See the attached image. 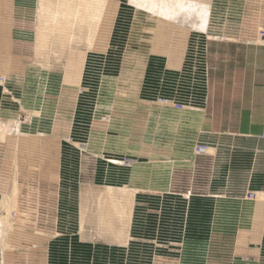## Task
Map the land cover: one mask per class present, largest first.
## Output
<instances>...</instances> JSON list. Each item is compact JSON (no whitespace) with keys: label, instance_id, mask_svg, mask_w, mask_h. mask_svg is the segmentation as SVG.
I'll use <instances>...</instances> for the list:
<instances>
[{"label":"rangeland","instance_id":"374dc122","mask_svg":"<svg viewBox=\"0 0 264 264\" xmlns=\"http://www.w3.org/2000/svg\"><path fill=\"white\" fill-rule=\"evenodd\" d=\"M34 1L0 0V264H264V152L232 171V146L216 156L195 122L211 43L264 60V0H178L159 19L107 0L94 49L42 58ZM249 70L241 93L264 99V68ZM17 165L28 201L9 211L19 235L2 249ZM124 186L136 191L122 244L94 220L106 188Z\"/></svg>","mask_w":264,"mask_h":264},{"label":"bare ground","instance_id":"6f19581e","mask_svg":"<svg viewBox=\"0 0 264 264\" xmlns=\"http://www.w3.org/2000/svg\"><path fill=\"white\" fill-rule=\"evenodd\" d=\"M130 1L137 10L143 12L144 10H149L150 17L153 19L161 13H168L170 5L177 7L186 5L185 2L180 3L178 0ZM106 3L107 0H35L33 18L36 22L35 56L39 58L48 57L43 53L45 50H48V54L53 51L57 57L59 56L57 53H61L65 49L67 52V49L72 47L80 46V48L84 47L86 50L94 49L95 40L99 38L100 33L104 29L103 17ZM159 18L157 17L156 19ZM60 58L65 59L64 57ZM24 136L26 135H22V137ZM26 141L21 140L22 143ZM208 149L210 150L211 148L208 147ZM16 169L12 191L8 195H4L3 199V210L7 213L1 218L2 230L6 229V237L5 242L2 244V249L10 248L13 238L19 235V230L16 229L19 225L15 224L14 218L12 220L9 219V211L11 209L14 210L16 214L19 213L17 216L19 217L20 213H22L20 206L28 201V193H23L19 190L21 186L19 181L20 179L24 180L27 174L20 173V170L23 169L22 166L17 165ZM29 169L31 170L32 168ZM135 191L128 186L122 188L107 187L104 194L98 199L97 208L95 207L97 214L94 221L97 227L104 229L108 236L111 234L112 240H118L117 242L122 244L126 243V231L131 218ZM84 202H81V209L79 208L81 214L79 215L81 216L79 226L82 230L86 214L89 212L86 206L88 202L85 204Z\"/></svg>","mask_w":264,"mask_h":264},{"label":"crops","instance_id":"0c3cea01","mask_svg":"<svg viewBox=\"0 0 264 264\" xmlns=\"http://www.w3.org/2000/svg\"><path fill=\"white\" fill-rule=\"evenodd\" d=\"M225 43L231 41L227 40ZM255 49L257 57L246 62L252 53L250 51ZM261 54L259 46H237L219 42L210 45L209 59L212 68H208L209 79L206 82L209 96L204 104L203 115L198 113L194 119L206 131L202 138L210 145L208 147L214 149L216 156L223 151L225 145L232 146V171L254 169L258 156L264 152L259 140L260 132L264 129V99H261L260 92L256 96L253 93L247 96L241 93V89L243 91L247 86L244 84L246 80L251 82L249 86L254 85V79L242 78L243 68L246 67L247 73L251 68L259 72L260 68H264ZM254 75L258 76L259 73ZM221 132L227 134L223 135Z\"/></svg>","mask_w":264,"mask_h":264},{"label":"built area","instance_id":"2783aa9c","mask_svg":"<svg viewBox=\"0 0 264 264\" xmlns=\"http://www.w3.org/2000/svg\"><path fill=\"white\" fill-rule=\"evenodd\" d=\"M177 109H179V108H182V105L181 104H177V107H176ZM204 147L205 146H203V145H201V146H199V145H197V147H196V149H197V152H203L204 151Z\"/></svg>","mask_w":264,"mask_h":264}]
</instances>
